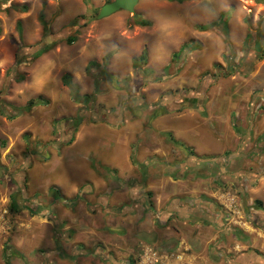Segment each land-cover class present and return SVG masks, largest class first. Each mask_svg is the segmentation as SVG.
Segmentation results:
<instances>
[{
  "label": "rangeland",
  "instance_id": "rangeland-1",
  "mask_svg": "<svg viewBox=\"0 0 264 264\" xmlns=\"http://www.w3.org/2000/svg\"><path fill=\"white\" fill-rule=\"evenodd\" d=\"M112 1L0 0V206L7 205L11 216L9 235L0 232V264H117L105 259L101 250H81L70 241L60 249L56 243L52 250L56 230L52 213L44 206L35 209L38 199L27 192L32 167L47 164L51 150L73 142L82 118L87 124L118 128L125 123L124 116L134 117L129 113L137 111L145 132L158 117L171 120L183 112L213 117L220 131L223 123L230 124L240 145L225 158L215 156L211 173L232 181L246 203L249 196L244 190H264V51L256 46L264 41V0H144L134 14L120 11L98 19L101 7ZM168 15L183 21L171 39L158 31L159 18ZM136 20L149 26H139ZM216 22L227 23L228 42L221 28L198 29ZM112 51L107 70L116 76L115 82L103 73L104 56ZM143 51L146 64L133 66V58ZM76 71L83 76V90L97 91L82 103L72 99L63 83L65 75ZM149 89L159 99L148 100ZM56 95L67 100L66 109L74 115L71 129L65 130L66 121L57 122L55 109L61 98ZM41 96L50 100L49 105L16 111ZM158 136L176 152L170 161L186 158V149L182 154L172 136ZM208 140L204 138L205 145ZM104 143L108 145L102 139ZM143 185L144 181L136 187L142 190ZM245 209L250 216L246 221L263 241V205L253 201ZM88 214L97 227L107 226L112 216L94 209ZM250 249L259 259L249 263L264 264V254ZM235 254L208 258L209 264H233Z\"/></svg>",
  "mask_w": 264,
  "mask_h": 264
},
{
  "label": "crops",
  "instance_id": "crops-1",
  "mask_svg": "<svg viewBox=\"0 0 264 264\" xmlns=\"http://www.w3.org/2000/svg\"><path fill=\"white\" fill-rule=\"evenodd\" d=\"M164 57L165 61L169 58L167 53ZM116 65L112 64L111 68L115 69ZM68 76L79 87L82 97L96 95L95 88L91 92L83 90V76L77 71ZM151 90L147 99H159ZM39 98L45 101L40 105H49L50 100ZM57 104V122L66 121L65 130L71 129L74 115L66 109L67 100L61 98ZM132 112L129 115L134 117L124 116L125 123L118 128L106 123L87 124L82 118L73 142L55 147L49 154L50 162L34 165L30 170L27 192L34 200L38 199L35 209L44 206L42 209L52 213L51 225L56 230L50 248H57V243L60 249V244L67 245L70 241L81 250H101L106 253L105 259L115 260L117 264H137L146 247L165 255L182 254L184 264H209L208 258L217 260L236 251L233 264L257 261L258 254L249 250L264 254V240L261 241L258 229L246 221L250 216L245 206L258 201L264 209V190H244L249 196L246 203L232 181L227 178L222 181L210 171L216 157L225 158L240 145L230 124L223 123L220 131L213 117L207 120L183 112L171 120L158 117L143 132L138 112ZM160 133L172 136L181 146L182 154L183 148L186 149L183 161L179 158L170 161L175 159L176 152L160 139ZM205 137L209 145L204 144ZM102 139L108 145L102 144ZM143 181V189L138 190L136 186ZM225 192L237 196L243 220L231 221L225 214L221 205ZM92 209L112 215L107 226L90 223L94 216L88 210ZM129 211L134 214L128 215ZM2 212H7V216L0 219V224L7 226L5 231L0 228V232L9 235L11 216L7 205L0 206ZM250 212L256 213L253 208ZM260 217L264 219V212ZM231 241L237 246L230 247Z\"/></svg>",
  "mask_w": 264,
  "mask_h": 264
},
{
  "label": "trees",
  "instance_id": "trees-1",
  "mask_svg": "<svg viewBox=\"0 0 264 264\" xmlns=\"http://www.w3.org/2000/svg\"><path fill=\"white\" fill-rule=\"evenodd\" d=\"M168 2H177V3H183L185 1H189V0H166ZM136 24L139 25V26H142V27H147L149 26V24L145 21H139V20H136ZM221 28L223 30V33L226 37V41L228 42V28H227V23L226 22H216V23H213V24H210V25H205V26H199L198 29L200 31H207L209 29H212V28ZM74 40L73 39H69V43H73ZM257 49L261 50V52L263 53L264 51V41L260 44L258 43L257 45ZM187 47V45H185L183 49H185ZM196 47V46H195ZM115 54V51H112V52H109L107 53L105 56H104V75L108 77V79L111 81V82H115V77L110 74L107 70V67L109 65V62L110 60L113 58ZM146 60H147V52L143 53L142 56L138 57V58H134L133 59V64L134 66H139V65H145L146 64ZM92 64H95L97 65L96 62H92ZM63 83L65 86H67L70 90V93L72 95V99H74L76 102L78 103H82L85 101V97H82L80 94H79V87L74 84L71 80V77L68 76V75H65L63 77ZM96 94H97V91H96ZM42 98H38L37 100H31L28 102V105L25 107V108H16V111L19 112L20 114L23 113V112H27L29 110H31L32 108L36 107L37 105H40L41 103H45L42 102ZM72 143V142H70ZM69 143V144H70ZM16 199L14 198L13 199V202L15 203Z\"/></svg>",
  "mask_w": 264,
  "mask_h": 264
},
{
  "label": "built area",
  "instance_id": "built-area-1",
  "mask_svg": "<svg viewBox=\"0 0 264 264\" xmlns=\"http://www.w3.org/2000/svg\"><path fill=\"white\" fill-rule=\"evenodd\" d=\"M223 202L221 205L226 212L225 214L230 217V220H243L241 206L237 202V196L232 193H223ZM7 212L0 213V219L6 215ZM4 219V218H3ZM241 222V221H240ZM2 230H6L7 224H0ZM187 252V251H186ZM184 264V257L182 254H160L150 247L142 250L137 264Z\"/></svg>",
  "mask_w": 264,
  "mask_h": 264
},
{
  "label": "water",
  "instance_id": "water-1",
  "mask_svg": "<svg viewBox=\"0 0 264 264\" xmlns=\"http://www.w3.org/2000/svg\"><path fill=\"white\" fill-rule=\"evenodd\" d=\"M141 1L144 0H114L101 7L98 19L101 20L107 18L120 11H126L131 14H134L135 8L139 5Z\"/></svg>",
  "mask_w": 264,
  "mask_h": 264
},
{
  "label": "clouds",
  "instance_id": "clouds-1",
  "mask_svg": "<svg viewBox=\"0 0 264 264\" xmlns=\"http://www.w3.org/2000/svg\"><path fill=\"white\" fill-rule=\"evenodd\" d=\"M183 21L176 16H162L158 21V31L165 39H171L182 28Z\"/></svg>",
  "mask_w": 264,
  "mask_h": 264
}]
</instances>
